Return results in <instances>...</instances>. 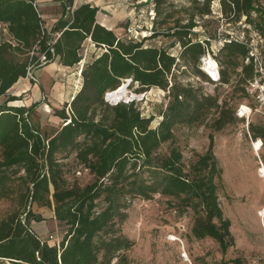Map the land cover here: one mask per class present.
Returning <instances> with one entry per match:
<instances>
[{
	"label": "trees",
	"instance_id": "obj_1",
	"mask_svg": "<svg viewBox=\"0 0 264 264\" xmlns=\"http://www.w3.org/2000/svg\"><path fill=\"white\" fill-rule=\"evenodd\" d=\"M59 1L63 16L49 30L37 0H0V26L11 37L0 42V98L26 78L30 68H38L42 56L47 64L58 60L69 68L84 61L79 90L55 111L62 126L51 137H43L31 124L33 106H8L19 100L16 97L0 106V197H6L7 184L17 180L25 216L13 213L0 221V260L8 264H124L133 246L122 229L128 210L136 199L151 201L156 195L175 202L179 210H191V237L212 239L226 255L235 246V238L220 202L223 170L212 142L189 166L178 148L171 146L164 153L163 146L174 143L178 127L211 121L212 131L220 132L238 121V109L229 101L207 94L201 85L178 81L176 72L183 59L207 84L229 86L235 77L234 88L254 97L247 90L254 78L252 64L245 63L250 56L248 43L224 39L228 42L216 59L220 78L213 81L200 69L201 59L211 53V42L199 40L196 31L201 21L213 15L212 0H204L203 9L198 7L200 0H193L196 11L187 23L176 20L163 34L153 30L140 41L129 35L120 38L99 24L98 7ZM162 3L156 0L157 16ZM263 4L264 0H221V13L228 23L242 18L251 23L253 15L264 17ZM58 34L53 44V35ZM161 35L174 39L172 47L180 48L181 58L145 44ZM87 43L95 49L93 54H84ZM130 79L128 87L137 86L136 94L151 89L167 94L169 102L156 128L136 100L117 104L106 100ZM251 131L254 138L264 140V128L251 126ZM71 160L92 177L90 183L82 186L70 181ZM35 205L52 209L65 228L59 246L41 240L32 230L30 223L41 221L33 215Z\"/></svg>",
	"mask_w": 264,
	"mask_h": 264
},
{
	"label": "rangeland",
	"instance_id": "obj_2",
	"mask_svg": "<svg viewBox=\"0 0 264 264\" xmlns=\"http://www.w3.org/2000/svg\"><path fill=\"white\" fill-rule=\"evenodd\" d=\"M54 1L59 2V0H49L50 7L41 11L49 30L52 28L49 22L51 16L59 14V9L53 5ZM200 1L198 7L203 9L204 0ZM162 2L159 16L155 11L156 0H91L90 4L99 8L98 17L102 23L109 22L117 26L115 32L120 38L125 39L129 35L140 41L150 37L153 30L163 34V31L169 25H174L176 20L187 23L190 15L196 11L192 9L193 0H162ZM211 8L213 15L201 21L200 27L196 30L199 40L209 39L211 42V53L200 61V69L203 73L209 76L205 59L212 58L217 62L218 51L222 47L221 41L227 37L244 35L245 41L259 43L258 47L264 55V41L259 42L258 37L260 35L264 40L261 34V30H264V17L261 14L253 15L251 23L245 18L239 23H228L221 13V0H212ZM60 12H63L62 8ZM164 21H168V24H163ZM128 29L131 32H128ZM8 40H11V37L7 30L0 26V42ZM173 42V38L161 35L147 40L145 44L164 48L181 58V50L178 46L173 48ZM83 52L85 55L93 54L95 49L87 43ZM179 65V71L176 72L178 81L201 85L207 94L219 95L221 100L229 101L233 108L248 106L253 111L244 119H240L236 114L238 121L220 132L212 131L211 121L203 125L178 127L175 129L174 143L163 146L164 153L171 146L178 148L183 154L185 164L189 166L209 149L212 142L213 153L223 170L219 188L220 202L225 217L231 221L235 246L223 255L218 243L212 239H194L191 237L193 212L179 210L173 206L175 202L156 195L151 201L136 199L128 210L129 217L122 229L133 246L125 254L126 263L220 264L223 260L239 259L241 264H264V140L254 138L251 131V126L264 128L263 109L253 96H247L238 90L239 88H234L237 78L234 77V82L229 86L219 83L207 84L195 74L192 67L185 64L183 59L180 60ZM81 68L82 65L74 69L61 70L58 73L59 79L64 78L70 83H50L45 89L40 86L36 72L33 75L34 79H29L30 83H18L6 96L1 97L0 106L12 97L19 100L8 103V106H33L34 111L30 118L33 127L43 137L49 136L48 129L53 133L62 126V121L55 116V111L61 110L65 101L70 102L73 94L79 90L82 83ZM136 89L137 86L131 89L128 87V96L135 97L143 116L153 118L151 126L156 128L161 121L160 114L166 110L169 102L166 98L167 94L159 89L136 94ZM247 125L249 132L246 130ZM67 172L71 182L77 180L82 186L92 181V177L83 171L81 166L72 163V160L67 166ZM7 187L9 192L6 197H0V221L13 213L23 215L19 199L21 184L13 180L7 184ZM33 210L34 217L41 218L40 222L34 220L30 223L35 233L42 235L45 241H49L51 235L55 239L63 238L65 228L54 218L52 209L35 205ZM22 218L24 219L25 216L23 215ZM0 264L8 263L0 260Z\"/></svg>",
	"mask_w": 264,
	"mask_h": 264
},
{
	"label": "built area",
	"instance_id": "obj_3",
	"mask_svg": "<svg viewBox=\"0 0 264 264\" xmlns=\"http://www.w3.org/2000/svg\"><path fill=\"white\" fill-rule=\"evenodd\" d=\"M5 30V29H4ZM131 32L130 29H128V32ZM244 35H240L238 37H231V39H235L241 42H245L248 43V46L250 48V56L246 59L245 63L246 64H252L253 69H254V78L252 81L248 82V86H247V90L248 92H250L251 94L254 95L256 101L259 103V105L261 106V108L263 109V114H264V55L262 53V50L258 47V44H254L253 42L249 43L248 41H245ZM54 40H53V44L55 43V41L57 40V38L59 37L58 35H53ZM261 43H263V39L262 36H258ZM228 42L227 40H223L221 41V45L223 46L224 43ZM54 50L52 49V52ZM217 63V62H216ZM47 64V60L45 56L41 57L40 60V65L38 68L36 67H32L29 69L28 75L26 77L27 80L29 79H34V74L42 69L45 65ZM218 66V63H217ZM241 70L239 69V72ZM209 76L211 77V79L213 81H218L220 78V72H219V67H218V72H217V77H214L211 73H209ZM110 102V101H109ZM252 109L248 106H241L238 110H237V115L240 119H244V118H248L251 114H252ZM246 130L247 132H249V125L246 126ZM41 239V237H39ZM42 240V239H41ZM62 239H55L54 236H50L49 237V241H47L48 243H51V245L53 246H59L61 243Z\"/></svg>",
	"mask_w": 264,
	"mask_h": 264
},
{
	"label": "crops",
	"instance_id": "obj_4",
	"mask_svg": "<svg viewBox=\"0 0 264 264\" xmlns=\"http://www.w3.org/2000/svg\"><path fill=\"white\" fill-rule=\"evenodd\" d=\"M48 1L49 0H37V6H38V9L40 10V11H44L45 9H48L49 7H50V3H48ZM87 3H91V0H88V1H84V0H75V7L76 6H78V5H82V4H87ZM53 5H56L57 6V8L59 9V14H58V16H51V21H49V22H51V26L53 27L54 26V24L59 20V19H61L62 18V16H63V12L61 13L60 12V9L62 8V6H61V2L59 1H54L53 2ZM56 6H54L53 8L55 9V7ZM96 6H98V5H96ZM63 11V10H62ZM99 13V12H98ZM43 16V15H42ZM97 22L99 23V24H101L102 26H104V27H106V28H108L109 30H113V31H115V28L117 27V26H114V25H112L111 23H109V22H107V23H102L100 20H99V17H98V15H97ZM50 24V23H49ZM83 64H84V61H83V63L81 64L82 65V68H81V70L83 69ZM79 67V66H78ZM78 67H75V68H78ZM66 69H74V68H69V67H64V66H62V65H60L59 64V62H58V60H57V62L55 63V62H52V63H49V64H47V65H45L42 69H40V70H38L37 71V73H36V75L38 76V78H39V83H40V86L43 88V89H45L50 83H70V82H68V81H65L64 80V78H60L59 79V75H58V73L61 71V70H66ZM81 75V74H80ZM18 83H30L29 82V80H27L26 78H23V79H20L19 80V82ZM17 83V84H18ZM39 92H40V90H39ZM75 96V93L73 94V96L71 97V100H72V98ZM70 100V101H71ZM64 102V101H63ZM69 101H65V103H68ZM64 103V104H65ZM32 116V115H31ZM58 118V117H57ZM60 121H61V119L60 118H58ZM32 124V123H31ZM61 128V127H60ZM60 128L58 129V130H56L55 132H53V133H51V131H50V129H48V135L49 136H45V137H51L52 135H54L56 132H58L59 130H60ZM40 134V133H39ZM41 135V134H40ZM55 218V217H54ZM37 234V233H36ZM39 237H41V239L43 240V241H45L43 238H42V235H40V234H37ZM51 244V243H50Z\"/></svg>",
	"mask_w": 264,
	"mask_h": 264
},
{
	"label": "water",
	"instance_id": "obj_5",
	"mask_svg": "<svg viewBox=\"0 0 264 264\" xmlns=\"http://www.w3.org/2000/svg\"><path fill=\"white\" fill-rule=\"evenodd\" d=\"M131 81H132L131 79L126 81L125 84H123L117 91L109 93L106 96V100L110 101V103H112V104H117V103H120V102L128 103V102L134 101L135 97H129L128 93H127V88L129 86V84L131 83ZM113 94H117L118 97L116 99H113V101H112V100H110V98H111V96Z\"/></svg>",
	"mask_w": 264,
	"mask_h": 264
},
{
	"label": "bare ground",
	"instance_id": "obj_6",
	"mask_svg": "<svg viewBox=\"0 0 264 264\" xmlns=\"http://www.w3.org/2000/svg\"><path fill=\"white\" fill-rule=\"evenodd\" d=\"M205 66L207 70L214 76L217 77V72H218V66L217 63L212 59V58H207L205 59ZM118 97L117 94H113L110 98V100L113 101V99H116ZM261 143V141L259 142Z\"/></svg>",
	"mask_w": 264,
	"mask_h": 264
}]
</instances>
